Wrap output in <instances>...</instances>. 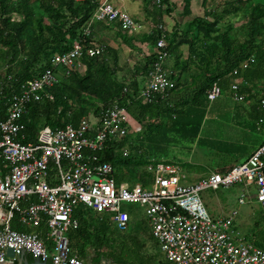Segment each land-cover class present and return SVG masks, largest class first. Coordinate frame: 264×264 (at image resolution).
<instances>
[{
    "label": "built area",
    "instance_id": "1",
    "mask_svg": "<svg viewBox=\"0 0 264 264\" xmlns=\"http://www.w3.org/2000/svg\"><path fill=\"white\" fill-rule=\"evenodd\" d=\"M155 1L156 7L164 8L160 0ZM87 22L83 37L72 49L53 56L52 68L15 86L0 81V99L7 106L5 117L0 119V261L15 258L17 249H22L42 260L50 258V264H91L70 254L68 232L78 228L75 208L109 217L116 229L125 233L130 215L122 206L138 204L162 255L173 264H264V251L234 230L237 212L213 219L201 198L207 189L238 185L242 192L238 203L254 197L264 217V142L244 162L194 184H185L178 170L169 165L149 164L146 169L152 178L147 187L138 181L118 185L111 164L101 158L110 145L142 130V124L118 104L100 106L97 113L82 116L76 126H45L34 141L25 142L21 119L29 104L51 99L49 90L59 80L55 69L62 68L68 75L71 69L80 70L83 54L92 57L103 52L102 46L87 41L93 24L117 23L129 34L143 29L111 0H100ZM157 28L162 33L154 44L155 59L137 97L142 103L156 96L167 101L176 84V73L166 67L169 54L164 30L160 25ZM254 62L255 57L250 56L231 72L229 94L235 101L245 98L237 76ZM222 93L219 81H214L205 96L213 102ZM258 97V106L264 110V90Z\"/></svg>",
    "mask_w": 264,
    "mask_h": 264
},
{
    "label": "trees",
    "instance_id": "2",
    "mask_svg": "<svg viewBox=\"0 0 264 264\" xmlns=\"http://www.w3.org/2000/svg\"><path fill=\"white\" fill-rule=\"evenodd\" d=\"M99 1L0 0V69L4 68V71L0 70V81L15 86L52 68L53 56L70 51L74 43L83 37L87 21ZM141 1L144 12L152 21L159 20L162 14H171L175 9L173 0H160L164 8H159L157 17L150 10V0ZM201 8L211 21L205 27L196 23L195 34L191 29L196 22L194 18L186 28L178 23L170 32L164 31L167 51L173 62L171 68L179 73L175 88L166 97L173 103L172 108L158 96L152 97L149 103H142L137 98L136 82L127 84L117 77V51L103 47V52L98 55H82L83 73L71 69L65 75L62 68L55 69L59 80L49 90L51 99L29 104L21 119L25 126V142L34 141L35 134L45 126H76L91 108L93 113H97L100 106L110 104L124 107L143 125L151 119H158L160 114L168 115L188 128L193 121L192 116H186L185 112L194 114L202 101H207L206 92L214 81L219 80L221 88H226V77L242 61L250 56L255 57V64L246 72L252 71L257 75L251 77L247 73L249 75H245V80L252 82L261 74L264 76V0H224L221 5L215 0H201ZM181 15H191L190 0H182ZM117 25L128 42L140 40L155 44L162 33L156 29L148 36H136ZM87 41H91L90 36ZM183 46H186V55L181 49ZM154 59V55L149 54L139 72L147 75ZM182 74L187 75L183 83L180 81ZM4 94L8 95L7 89H4ZM5 103L1 98L0 119L5 117ZM59 109L62 110L60 114L57 113ZM197 124L199 126L200 122ZM197 133L198 128L194 136ZM126 144L124 138L110 145L101 158L111 164L118 185L138 181L147 187L150 179L140 175L139 165L133 160L135 155L132 158L122 154ZM74 217L78 221V228L68 232V244L70 254L77 259L91 264L101 261L106 264H161L147 248L145 239H152V234L147 231L149 226L146 221H143V225L135 222L130 227V220L128 231L121 233L110 218L94 217L79 206L74 210ZM255 225L244 237L264 251V230L258 229L259 222H255ZM253 230L258 233L255 234ZM154 245L157 246L155 242Z\"/></svg>",
    "mask_w": 264,
    "mask_h": 264
},
{
    "label": "rangeland",
    "instance_id": "3",
    "mask_svg": "<svg viewBox=\"0 0 264 264\" xmlns=\"http://www.w3.org/2000/svg\"><path fill=\"white\" fill-rule=\"evenodd\" d=\"M223 1L215 0L220 5ZM150 2V10L158 17L161 7L160 9L156 7L155 0H150ZM111 3L125 7L127 11H124L132 18L138 17L139 15H134L138 12L141 13V16L145 15L141 0H111ZM200 3L201 0H193L194 13L190 16L182 18L181 13L182 17L179 16V13H176V17L179 16L181 18L178 22L182 24V28H186L193 18L196 19V22L191 27L194 34L197 27L196 23L205 27L211 21L210 17H205L204 11L199 5ZM163 17L166 19L167 17H174V15L167 16L162 14L158 22L164 31L170 32L171 27L168 22L162 21ZM148 20L149 22L152 21L150 18ZM125 60L123 68L127 73L131 70L132 61ZM167 64L169 66L172 65L170 58ZM0 70L4 71V68ZM229 93L228 91H223L219 99L214 102L202 101L194 114H189L188 111L185 112L186 116H192L191 119L193 121L188 128L186 125H183L184 127L181 126L182 122L180 124L179 122L176 123L168 115H165V118L159 121V126L167 125L166 129L163 127L160 130L159 127H156L158 124L153 123L152 125L149 121L146 124V132L143 129L137 134H130L123 151H126L129 157L133 158L135 155L133 160L137 162L136 165H139L140 175H146L144 177H147V179L149 177L151 181L152 177H150L151 174L146 169L147 166L155 162L159 157H165L163 159H167L169 164L172 163L177 168L178 176L185 184H194L199 179L205 178L211 173L219 172L224 167L234 166L235 161L240 157L245 158V155L264 135V125L258 123L257 113L248 108L247 102L245 104L235 102L228 95ZM91 111L92 108L89 112ZM198 122H200L199 126ZM197 128L198 133L194 136ZM135 139L141 154L139 149L136 150L135 144H133ZM133 183L127 184L133 185ZM241 195V188L238 185H232L227 188H216V190L207 189L201 193V198L207 212L213 219L224 218L236 211L237 214L233 217L234 229L240 237L245 238L244 236L249 230L256 226L255 222H259L258 229L264 230V222L262 221L264 217L254 197L248 202L246 201L245 204H239L238 198ZM122 208L132 218L130 227L135 222L142 224L143 221H146L143 209L138 204L131 206L124 204ZM91 215L96 217L93 213ZM25 229L30 230L28 228ZM147 231L151 233L150 227ZM253 231L255 234L258 233L257 230ZM145 240L149 253L155 256L158 263L173 264L162 255L153 237ZM154 242L157 246L154 245Z\"/></svg>",
    "mask_w": 264,
    "mask_h": 264
},
{
    "label": "crops",
    "instance_id": "4",
    "mask_svg": "<svg viewBox=\"0 0 264 264\" xmlns=\"http://www.w3.org/2000/svg\"><path fill=\"white\" fill-rule=\"evenodd\" d=\"M173 1H174L173 3L175 4V9H174V11L171 14H168V15H174V17H171V18L167 17L166 18L167 20L164 17L162 18L163 22H165V21L168 22V24L171 27V30L173 29V27L176 24L180 23V22H178L179 19H181V18H179V16L182 17L180 15L181 10H182V0H173ZM113 5L115 7H117V8H121L122 10L127 11V9L125 7H123V6H119V5H116L114 3H113ZM199 5L201 6V3ZM190 12H191V15H192V13H194L193 12V0H190ZM176 13H179L178 17H176V15H177ZM144 14H145L144 16L143 15L141 16L140 12L134 14V15H139V16L138 17L135 16V18H133V20H135L139 24L143 25V29L140 32L133 33L136 36H142V35H147L148 36V35L152 34L156 29L158 30L157 27H158L159 23H154V22H159V20H156V21H153V22L152 21L149 22L148 15L146 14V12H144ZM182 18H184V17H182ZM146 27H148V28L146 29ZM145 29H146V32H145ZM90 37H91L92 43H94L95 45H99V46H102V47H107V48H110V49H113V50L117 51V53H118V61H117L118 72H117V77L119 78V80H121V81H123V82H125L127 84L131 83L132 81H135L136 84H137L138 96H139V93L142 90V88L144 87V84L146 82V74L142 73V72H139V71H140V69H142V66L144 64V59L149 54L153 53L154 44L149 43L147 41L141 42L140 40H135V41L131 40L130 42L125 41L124 38H123L124 36L122 35L121 30L119 29L117 23H116V25H108L107 23H104V22H97V23L93 24V26L91 28ZM93 40H95V41H93ZM185 47L186 46H183L181 49L184 52V54L186 55V48ZM125 59L129 60V62L132 61V64L130 66L131 70H129L127 73L125 72V69L123 68V63L126 61ZM171 61H172V59H171ZM172 64H173V62H172ZM254 64H255V62H254ZM254 64H252L248 69L240 71L239 75L237 76L238 81L241 83L240 94H243L244 97H245L244 101H242V102L235 101L230 94H228V95H230L232 100L235 101V102L244 103V104L247 102L248 103L247 104L248 108H250L251 111H255L257 113L258 123H259V120H262V122H260L259 124L264 125V110L260 109L259 106H258L259 93H261L264 90V76H263V74H261L260 78L254 79V81H252V82L244 79L245 75H249V74L251 75V77L252 76L256 77L257 73L253 74L252 71L250 73L246 72V71H249ZM171 66H169L167 64V62H166V67L168 69L174 71L171 68ZM84 69H85V67L82 64V67L78 71L80 73H83ZM247 73H249V74H247ZM178 74L179 73H176V79H177ZM185 76L187 77L186 74L180 75L181 83L184 82ZM232 79H233V76L230 73L226 77V80H228V84H227L226 88L222 89L223 91H228V93H229V88H230ZM188 81H189V79H188ZM217 81H219V80H217ZM165 104L166 105L167 104H171V108L173 107V103L170 102L169 100H167ZM163 118H165V115L158 114V119H155V120L151 119L150 122L152 123V125H153V123L154 124H158V126H156V127H159L160 130L163 127L166 129L167 125L166 126L164 125L163 127L159 126L160 125L159 121L163 120ZM141 124H142V130L144 129V131L146 132V125L145 124L143 125V123H141ZM263 134H264V132H263ZM128 137L129 136L126 137V140L128 139ZM130 141H133V140H130ZM135 141H136V139L133 141L134 142L133 144H135L136 150L139 149V152L141 154L140 148H138V146L136 145ZM263 142H264V135L261 137V139H259V142H257L254 145V147H252V149L249 151V153H247L245 155V158L244 157H240L239 159H237L235 161L236 163H234V166L244 162L252 154V152L254 150H256ZM131 146H134V145H131ZM163 158H165V157H159V159H156V161L152 162V164L154 166L155 165H159V164L169 165V166L175 168L172 165V163L169 164L168 160L166 159L167 160L166 161ZM231 167H233V166L229 165L228 167H224L219 172L220 173L225 172L228 169H230ZM175 169H177V168H175ZM95 216L99 217L97 215H95ZM101 262H103V261H101Z\"/></svg>",
    "mask_w": 264,
    "mask_h": 264
},
{
    "label": "water",
    "instance_id": "5",
    "mask_svg": "<svg viewBox=\"0 0 264 264\" xmlns=\"http://www.w3.org/2000/svg\"><path fill=\"white\" fill-rule=\"evenodd\" d=\"M7 254L12 257L13 256V252L11 249L7 250ZM31 256L32 258H34L35 263L33 264H50L51 263V259L50 258H44L42 260V258L37 257L33 252L31 251H26V250H22V249H17V253L15 258H8V259H3V261H0V264H7V263H13L14 261H17L18 259H21L24 256ZM66 264H75L73 262H68Z\"/></svg>",
    "mask_w": 264,
    "mask_h": 264
},
{
    "label": "flooded vegetation",
    "instance_id": "6",
    "mask_svg": "<svg viewBox=\"0 0 264 264\" xmlns=\"http://www.w3.org/2000/svg\"><path fill=\"white\" fill-rule=\"evenodd\" d=\"M34 260H35L34 258L29 259L27 256H24L21 259L14 261L13 263H7V264H33L35 263Z\"/></svg>",
    "mask_w": 264,
    "mask_h": 264
}]
</instances>
